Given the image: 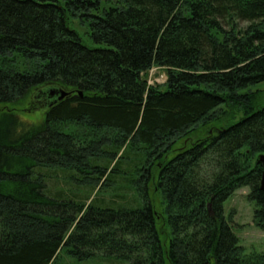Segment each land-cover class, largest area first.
Wrapping results in <instances>:
<instances>
[{
  "label": "trees",
  "instance_id": "trees-1",
  "mask_svg": "<svg viewBox=\"0 0 264 264\" xmlns=\"http://www.w3.org/2000/svg\"><path fill=\"white\" fill-rule=\"evenodd\" d=\"M263 83L264 0H0V264H264Z\"/></svg>",
  "mask_w": 264,
  "mask_h": 264
},
{
  "label": "rangeland",
  "instance_id": "rangeland-1",
  "mask_svg": "<svg viewBox=\"0 0 264 264\" xmlns=\"http://www.w3.org/2000/svg\"><path fill=\"white\" fill-rule=\"evenodd\" d=\"M80 18H74L71 20L70 27L77 31L83 41L93 48L97 47L88 36L89 29L87 23H83ZM19 71H25V65L21 64L16 66ZM148 79L149 85L163 84L167 80V74L163 69L153 68L149 71ZM252 90H262L264 91V83L251 88ZM37 101V99H35ZM22 105V104H21ZM33 107V104H32ZM13 109H16L12 107ZM45 106L41 103L40 105H35L32 111L30 110V105L23 103L21 107H18L16 111L13 112L16 116L23 117L29 125L37 126L42 122V115L45 112ZM2 107H0V110ZM9 110V109H8ZM33 123V124H32ZM212 125L209 126L208 130H211ZM71 133L78 135L79 128H73ZM213 134V129L211 130ZM84 141V140H83ZM59 180H52L49 182L51 187L60 186L71 188L67 183H71L70 180H64L59 173ZM249 188H242L235 192V194L230 197L224 204V213L227 219L233 218L234 232L240 240V245L245 249L246 254H251L252 252L264 253V230L257 227L254 220V215L257 210L256 203L249 199ZM161 198H159L160 200Z\"/></svg>",
  "mask_w": 264,
  "mask_h": 264
},
{
  "label": "water",
  "instance_id": "water-1",
  "mask_svg": "<svg viewBox=\"0 0 264 264\" xmlns=\"http://www.w3.org/2000/svg\"><path fill=\"white\" fill-rule=\"evenodd\" d=\"M56 95L59 97V101H62L69 94H68V92H64V91H61V92H52L51 93V98H54ZM259 162L262 164V167H263V173H262L261 182H260V189H261L262 192H264V155L259 156Z\"/></svg>",
  "mask_w": 264,
  "mask_h": 264
}]
</instances>
